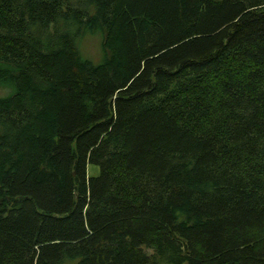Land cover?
I'll list each match as a JSON object with an SVG mask.
<instances>
[{"label":"trees","instance_id":"trees-1","mask_svg":"<svg viewBox=\"0 0 264 264\" xmlns=\"http://www.w3.org/2000/svg\"><path fill=\"white\" fill-rule=\"evenodd\" d=\"M4 89L0 264H264V0H0Z\"/></svg>","mask_w":264,"mask_h":264},{"label":"rangeland","instance_id":"rangeland-1","mask_svg":"<svg viewBox=\"0 0 264 264\" xmlns=\"http://www.w3.org/2000/svg\"><path fill=\"white\" fill-rule=\"evenodd\" d=\"M80 49L83 56L93 64H98L102 58V37L87 35L80 43ZM7 90H0V95H6ZM90 177H97L100 174V168L96 165H91L88 168Z\"/></svg>","mask_w":264,"mask_h":264}]
</instances>
